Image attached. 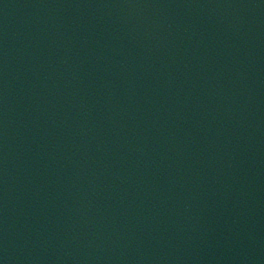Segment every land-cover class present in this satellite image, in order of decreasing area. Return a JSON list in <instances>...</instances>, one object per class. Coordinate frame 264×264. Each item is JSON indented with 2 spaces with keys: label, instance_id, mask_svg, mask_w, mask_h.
I'll use <instances>...</instances> for the list:
<instances>
[{
  "label": "water",
  "instance_id": "1",
  "mask_svg": "<svg viewBox=\"0 0 264 264\" xmlns=\"http://www.w3.org/2000/svg\"><path fill=\"white\" fill-rule=\"evenodd\" d=\"M0 264H264V0H0Z\"/></svg>",
  "mask_w": 264,
  "mask_h": 264
}]
</instances>
